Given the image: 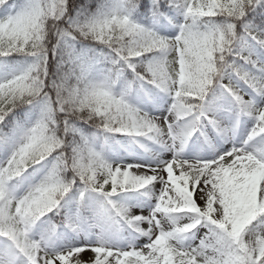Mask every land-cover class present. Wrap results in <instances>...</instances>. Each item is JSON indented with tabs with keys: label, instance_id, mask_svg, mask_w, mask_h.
Here are the masks:
<instances>
[{
	"label": "snow or ice",
	"instance_id": "snow-or-ice-1",
	"mask_svg": "<svg viewBox=\"0 0 264 264\" xmlns=\"http://www.w3.org/2000/svg\"><path fill=\"white\" fill-rule=\"evenodd\" d=\"M0 264H264V0H0Z\"/></svg>",
	"mask_w": 264,
	"mask_h": 264
},
{
	"label": "rangeland",
	"instance_id": "rangeland-1",
	"mask_svg": "<svg viewBox=\"0 0 264 264\" xmlns=\"http://www.w3.org/2000/svg\"><path fill=\"white\" fill-rule=\"evenodd\" d=\"M90 255H91V253H86V254H85L86 257H87V256H90Z\"/></svg>",
	"mask_w": 264,
	"mask_h": 264
}]
</instances>
